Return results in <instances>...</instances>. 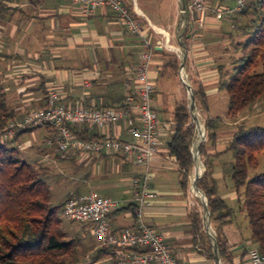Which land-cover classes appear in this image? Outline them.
<instances>
[{
	"label": "crops",
	"instance_id": "obj_1",
	"mask_svg": "<svg viewBox=\"0 0 264 264\" xmlns=\"http://www.w3.org/2000/svg\"><path fill=\"white\" fill-rule=\"evenodd\" d=\"M123 1L138 11L134 18L139 33L128 31L116 14L106 8H97L83 17L70 0H25L21 6L4 2L8 11L0 17V78L8 81L10 90H16L23 97L10 108L18 111L42 107L49 89L57 91L65 103L81 101L87 107H119L125 96L135 91L140 55L145 43L151 45L156 51L149 66V78L155 87L151 104L160 120V146L150 165V185L156 198L141 209V219L163 236L180 264H216L214 256L211 258L212 242L204 227L203 205L200 208L201 201L195 197L200 198L193 186L195 162L188 189L184 192L179 184L178 166L168 154L167 142L173 133L172 114L175 103L183 100L181 87L184 82L179 83L173 76V67L162 55L176 56L181 75L182 56L186 53L182 72L189 84L192 79L203 88L208 116L212 118L209 97L220 90L217 66L228 58L226 48L230 49V40L226 31L229 23L217 6L209 7L202 23L189 13L188 20L180 17L178 21L162 13L160 21L155 23L144 15L137 0H134L135 6ZM26 7L29 15L23 10ZM186 31H189L188 40L184 38ZM3 89L7 96L9 88ZM131 122L139 124L136 116ZM84 129L89 134H101L96 128L77 126L78 133ZM108 132L121 139H130L122 123L110 127ZM223 142L219 139L215 148L207 146L206 153L213 156L215 152H223L225 148H220ZM198 157L203 172V160L199 154ZM226 157L214 158L213 177L217 180L218 192L225 178ZM81 162L90 166L100 180L93 188L103 193V197L122 203L121 209L108 217L112 231L136 230V208L133 211L127 207L136 206L132 179L144 170L120 156L87 155L81 157ZM230 195L236 198L234 191ZM197 212L202 219L198 232L192 221V215ZM230 225L224 228V234L232 250L233 263L250 264L248 256H243L246 244L238 234L237 238L233 236L235 230H229ZM107 258L111 259L105 264H112V257Z\"/></svg>",
	"mask_w": 264,
	"mask_h": 264
},
{
	"label": "trees",
	"instance_id": "obj_2",
	"mask_svg": "<svg viewBox=\"0 0 264 264\" xmlns=\"http://www.w3.org/2000/svg\"><path fill=\"white\" fill-rule=\"evenodd\" d=\"M209 1L211 7L215 6L214 0ZM247 1L241 12L224 17L229 23L226 35L230 40L231 57L217 66L218 88L227 93L228 115L232 120L264 94V0ZM182 2L187 7L190 0ZM228 2L217 0L216 6L221 9ZM7 11V5L0 0V17ZM188 36L189 31H186L185 40H188ZM166 55L163 53L162 56ZM171 59L172 62L168 64L179 70V60L174 55H171ZM191 84L196 105L206 115L203 122L206 141L199 146L204 171L196 186L207 199L220 259L224 264H234L232 250L224 234V228L233 222L234 211L219 196L218 183L213 177L214 158L221 155L227 156L223 164L224 176L233 182L236 199L242 201V209L248 219L251 236L244 247L243 256H248L253 247L258 248L264 256V168L262 172L248 178L249 170L258 166V155L264 153V128L237 125L225 150L215 152L213 156L208 155L206 147L217 146L223 124L218 118L208 116L207 96L203 88L192 79ZM26 113L9 107L7 96L0 85V133L10 122ZM172 121L173 133L167 142V150L178 166L179 184L185 192L194 168L191 148L197 133L185 100L175 103ZM32 130L19 131L14 141L9 140V145L0 139V264H78L81 257L80 242L77 235L71 236L63 229L62 214L65 203L74 196L70 195L58 204H51L50 191L44 179L30 164L19 158L16 140ZM46 130L51 136V130ZM73 131L82 139L101 138L96 133L89 134L87 129L78 133L77 127H74ZM135 208L132 205L127 207L133 211ZM192 221L195 231H200L201 213H194ZM109 256L115 262L117 249L101 247L96 251L93 263L86 264H94Z\"/></svg>",
	"mask_w": 264,
	"mask_h": 264
},
{
	"label": "built area",
	"instance_id": "obj_3",
	"mask_svg": "<svg viewBox=\"0 0 264 264\" xmlns=\"http://www.w3.org/2000/svg\"><path fill=\"white\" fill-rule=\"evenodd\" d=\"M70 1L78 7L83 17H88L97 8L109 9L124 23L128 31L139 33V25L134 18L138 11L134 7L129 8L123 0ZM228 1L233 2V6L222 7L220 14L239 13L247 4V0ZM209 7V0H190L186 13L202 23ZM153 56V47L145 43V49L140 55L141 63L136 69L137 87L133 93L125 96L121 106L95 108L87 107L81 101L65 103L57 91L49 89L43 107L14 119L0 135L1 140H11L19 131L48 128L51 130V137L47 139V146L54 147L62 156H120L133 161L144 170L143 174L132 179L136 230L113 232L108 217L121 209L122 203L93 192L73 197L63 207L62 214L66 220L90 227L92 236L101 247L117 249L116 261L112 264H180L163 236L141 219V209L156 198L150 185V165L160 146V120L151 104L155 87L149 78V66ZM181 79L185 81L182 71ZM134 116L138 119V125L131 122ZM120 123L125 124L129 140L109 134L110 127ZM77 126L96 128L101 131V138L82 139L73 131ZM248 260L250 264H264V256L257 249L249 251Z\"/></svg>",
	"mask_w": 264,
	"mask_h": 264
},
{
	"label": "rangeland",
	"instance_id": "obj_4",
	"mask_svg": "<svg viewBox=\"0 0 264 264\" xmlns=\"http://www.w3.org/2000/svg\"><path fill=\"white\" fill-rule=\"evenodd\" d=\"M1 1L8 2V4L9 2H15V4H19L20 6L25 2V0ZM126 1L130 5L135 6L134 0ZM216 4L217 0H214L213 5L216 6ZM224 4H226V2ZM137 5L142 10L144 15L155 23L160 21L159 18L160 16H162L160 14L162 13L163 16L169 14L171 18L174 17L175 21H178V19L182 17V14L180 12V0H137ZM227 5L232 7L233 2H228ZM23 10L27 12V15L30 14L27 7L23 8ZM185 17L188 18L190 16L189 14H185ZM221 51L223 52V49ZM226 51L230 52V49H226ZM171 55L172 54L169 53L166 55L168 59L167 61L169 63L172 62ZM227 57L228 58H224V61H228L230 59L231 53H229ZM171 72L173 76L178 79V82L182 83L180 72H178V70L175 68H172ZM7 82L8 81H2L0 78V83L4 85L3 87L9 88V90H7V102L9 107L13 108L14 103L20 101L23 97H20L16 90H10V87L8 86L9 84ZM195 86L197 88V85ZM181 90L183 95L182 99L188 103L189 93L184 83L182 84ZM209 109L212 118H218L221 124H223L219 131V139L224 141L225 143L223 142L220 148H226L227 143L233 132L235 131L237 125H244L246 128H264V94L259 97L253 104L249 105L241 113H239L237 118L234 120H232L228 115V96L225 90H219L216 93L210 95ZM29 110L32 109H25L22 111L26 113ZM197 113L199 115V120L204 127L203 122L205 115L201 111H199V109L197 110ZM198 135L199 133L197 130L196 137L193 141L192 146L198 139ZM16 137L17 136H15L14 140L16 139ZM50 137L51 136H49V133L45 128H37L32 130L30 133L22 135L20 138L18 137L16 140L19 148V158L30 164L47 184L51 196L50 203L58 204L59 202L67 199L70 195L77 197V193H80V195H84L93 192L98 196H104L103 193L98 192L95 188H93L98 185V182L100 180L93 174L92 168L90 166H86L85 163L81 162V157H85L87 155L73 154L69 156H62V154L58 153L54 147L47 146V139ZM12 140L13 139H11V141ZM204 140H206V132L203 142H205ZM2 141L6 143V145L10 144L9 140ZM257 160L258 166L256 169L249 170L248 178H251L256 173L262 172L264 168V153L259 154ZM232 189L233 182L230 178L225 176L224 181L220 185L219 194L234 211V219L228 229L235 230L233 232V236L237 238L238 234L243 244L247 245V240L251 236L248 227V219L244 210L242 209V201H238L236 198L231 197L230 193L233 192ZM195 197L199 201H201V198H199V196ZM200 208H202V202L200 203ZM63 229L71 236L77 235V238L79 239L81 257L78 264L93 263V257L95 256L96 251L101 248V246L97 244L94 237L92 236L90 227L86 225L82 226L81 224L76 222H70L63 217ZM211 229L213 230L212 226ZM213 235H215V233ZM253 248L258 250V248L256 247ZM109 260V258H105L104 260L95 261L94 264H105ZM221 263H223L222 260Z\"/></svg>",
	"mask_w": 264,
	"mask_h": 264
},
{
	"label": "water",
	"instance_id": "obj_5",
	"mask_svg": "<svg viewBox=\"0 0 264 264\" xmlns=\"http://www.w3.org/2000/svg\"><path fill=\"white\" fill-rule=\"evenodd\" d=\"M181 1V14H182V19H185V14H186V6L185 4ZM185 58H186V53L182 56V61H181V71L184 72V66H185ZM185 75V74H184ZM184 84L186 85L187 91L189 93V102H188V109L191 115L192 122L195 124L196 129L198 130V139L196 140L195 144L192 146V155H193V160L195 162V176L193 179V186L196 191L199 192L201 202L203 205V222L205 225V229L211 239L212 242V248H213V256L216 264H222L221 259L218 253V248H217V243H216V238L215 235H213V230L211 229V223H210V212L207 206V199L204 196V194L197 188L196 183L197 180L202 176L203 172L201 171V164L199 163V146L203 142V139L205 137V129L202 126L200 120H199V115L197 113V108H196V103H195V96L193 93V88L191 87V84L188 83L187 78L185 77Z\"/></svg>",
	"mask_w": 264,
	"mask_h": 264
},
{
	"label": "bare ground",
	"instance_id": "obj_6",
	"mask_svg": "<svg viewBox=\"0 0 264 264\" xmlns=\"http://www.w3.org/2000/svg\"><path fill=\"white\" fill-rule=\"evenodd\" d=\"M196 193V191H194ZM197 194V193H196ZM198 195V194H197Z\"/></svg>",
	"mask_w": 264,
	"mask_h": 264
}]
</instances>
